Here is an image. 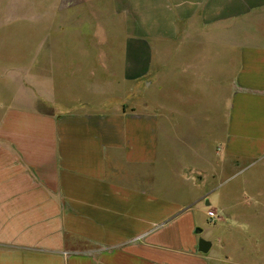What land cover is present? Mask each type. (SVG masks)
Here are the masks:
<instances>
[{
	"label": "crops",
	"instance_id": "0c3cea01",
	"mask_svg": "<svg viewBox=\"0 0 264 264\" xmlns=\"http://www.w3.org/2000/svg\"><path fill=\"white\" fill-rule=\"evenodd\" d=\"M0 88V264H264V0H0Z\"/></svg>",
	"mask_w": 264,
	"mask_h": 264
},
{
	"label": "rangeland",
	"instance_id": "374dc122",
	"mask_svg": "<svg viewBox=\"0 0 264 264\" xmlns=\"http://www.w3.org/2000/svg\"><path fill=\"white\" fill-rule=\"evenodd\" d=\"M3 90L5 89L0 88V101L6 95ZM221 174L226 177L229 176V180L222 185L219 193L222 199L221 203L226 206V209L232 207V212H236L240 211V209L242 210L244 207L248 208L249 201L244 200L245 194L256 199L252 200V204L250 205L252 208L256 207V211L248 213L249 215H247L246 219L253 213L255 216L258 215V219L253 222L254 228L250 226L254 231L250 232L249 235L252 237L254 234L260 242H263L262 245L264 246V159L259 162H253L251 158L244 157L232 160L230 166H224ZM228 197L234 200L235 206L228 207ZM211 204V207L216 209L217 215L221 216L222 213L219 206L214 204V202ZM238 221L242 227L247 226V224L249 225L248 222H241V219ZM250 259H252L251 256Z\"/></svg>",
	"mask_w": 264,
	"mask_h": 264
},
{
	"label": "water",
	"instance_id": "95a60500",
	"mask_svg": "<svg viewBox=\"0 0 264 264\" xmlns=\"http://www.w3.org/2000/svg\"><path fill=\"white\" fill-rule=\"evenodd\" d=\"M210 248V243L203 239L199 240L198 242V251L201 253H207Z\"/></svg>",
	"mask_w": 264,
	"mask_h": 264
},
{
	"label": "built area",
	"instance_id": "2783aa9c",
	"mask_svg": "<svg viewBox=\"0 0 264 264\" xmlns=\"http://www.w3.org/2000/svg\"><path fill=\"white\" fill-rule=\"evenodd\" d=\"M207 215H208V217H209L210 219H213V218L215 217L214 212L211 211V210H208V211H207Z\"/></svg>",
	"mask_w": 264,
	"mask_h": 264
}]
</instances>
